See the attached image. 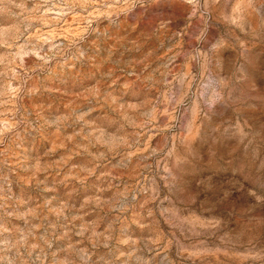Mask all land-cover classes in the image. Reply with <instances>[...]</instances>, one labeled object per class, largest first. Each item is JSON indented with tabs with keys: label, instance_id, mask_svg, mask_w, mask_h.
Returning <instances> with one entry per match:
<instances>
[{
	"label": "rangeland",
	"instance_id": "rangeland-1",
	"mask_svg": "<svg viewBox=\"0 0 264 264\" xmlns=\"http://www.w3.org/2000/svg\"><path fill=\"white\" fill-rule=\"evenodd\" d=\"M0 264H264V0H0Z\"/></svg>",
	"mask_w": 264,
	"mask_h": 264
}]
</instances>
